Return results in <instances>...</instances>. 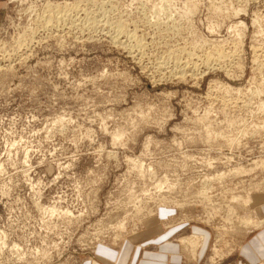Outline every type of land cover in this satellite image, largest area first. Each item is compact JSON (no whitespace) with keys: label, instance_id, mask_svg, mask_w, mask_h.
I'll use <instances>...</instances> for the list:
<instances>
[{"label":"rangeland","instance_id":"374dc122","mask_svg":"<svg viewBox=\"0 0 264 264\" xmlns=\"http://www.w3.org/2000/svg\"><path fill=\"white\" fill-rule=\"evenodd\" d=\"M260 205L264 0H0V264H110L164 210L238 264Z\"/></svg>","mask_w":264,"mask_h":264},{"label":"crops","instance_id":"0c3cea01","mask_svg":"<svg viewBox=\"0 0 264 264\" xmlns=\"http://www.w3.org/2000/svg\"><path fill=\"white\" fill-rule=\"evenodd\" d=\"M261 198L254 200L260 202ZM257 214L264 217V208L258 207ZM168 216L167 211H159L153 221L147 223L145 230L125 240L119 251L110 248H99V255L110 264H204L208 245L204 243L200 251L189 260L182 252L179 244L171 241L178 232L174 227L163 230L160 227L162 220ZM202 232L197 229L195 234ZM238 254V264H264V226L252 232L243 244ZM103 249V252L102 250ZM110 251L108 255L104 251ZM189 255V254H187Z\"/></svg>","mask_w":264,"mask_h":264},{"label":"bare ground","instance_id":"6f19581e","mask_svg":"<svg viewBox=\"0 0 264 264\" xmlns=\"http://www.w3.org/2000/svg\"><path fill=\"white\" fill-rule=\"evenodd\" d=\"M75 6V5H74ZM69 7V6H68ZM70 11H77V9L75 8V7H73L72 9H70ZM188 12V11H187ZM77 13V12H76ZM55 15H56V13H55ZM62 16H63V14H61ZM100 18V17H99ZM57 20V19H56ZM66 20V19H65ZM94 20V19H93ZM48 22H50L49 20H48ZM107 23V22H106ZM111 32V31H110ZM119 32V31H118ZM116 33V32H115ZM120 33H121V31H120ZM111 35V34H110ZM115 35V34H114ZM117 35H120V34H117ZM117 37V36H116ZM133 37H135V35L134 36H131V38H133ZM117 39V38H116ZM119 39V38H118ZM133 40H134V38H133ZM138 42V41H137ZM140 45V44H139ZM186 66V65H185ZM194 68V67H193ZM188 69H182V73H185V71H187ZM192 70V69H191ZM181 75V74H180ZM69 214V213H68ZM244 222V221H243ZM250 223V221L248 222V224ZM262 224V222H260V224H258V225H261ZM197 240V239H196ZM198 241V240H197ZM182 243H183V241H182ZM184 243H188L189 245L190 244H192V245H194V243H192L191 242V240H187V242L186 241H184ZM198 244V243H197ZM188 245V246H189ZM199 245V244H198ZM191 252V251H190Z\"/></svg>","mask_w":264,"mask_h":264}]
</instances>
